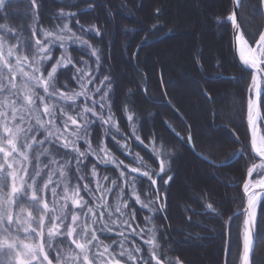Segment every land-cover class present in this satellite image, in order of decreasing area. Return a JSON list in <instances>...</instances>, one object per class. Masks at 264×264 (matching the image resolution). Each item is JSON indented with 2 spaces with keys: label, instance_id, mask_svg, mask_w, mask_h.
Masks as SVG:
<instances>
[{
  "label": "trees",
  "instance_id": "trees-1",
  "mask_svg": "<svg viewBox=\"0 0 264 264\" xmlns=\"http://www.w3.org/2000/svg\"><path fill=\"white\" fill-rule=\"evenodd\" d=\"M185 2L189 3V14L183 10L180 21L178 16ZM232 11V0H135V6L132 0H35V6L31 0H11L0 13V25H7L6 29H0V40L5 43V56L10 63H15L16 55H27L31 62L37 38L46 41L64 36L67 40L75 34V43L67 41V56L76 68L84 69V91L96 101L107 93L104 108L96 107L95 111L105 120L111 115L116 127L97 120L90 134L77 141L79 151L86 153L78 172L75 171L76 154L59 146L45 144L48 158L42 155L39 160L40 167L49 164L53 180L61 182L57 188L61 195L63 184L68 185L69 195L77 185L85 183L90 188L99 184L101 188L112 189L104 193L102 201L89 200L90 206L105 205L100 209L104 216L93 225L98 242H93L96 247L89 252V258L108 247L104 257L94 260L93 264H107L113 253L121 264H157V260L161 264H225L227 246L226 264H241L245 216L240 213L246 205L243 185L248 180V168L259 158L250 145L248 122L253 72L242 68L235 58L232 21L228 19ZM176 23L193 25L188 33L191 41H173L181 31ZM240 25L246 40L255 45L264 31L263 0H241ZM45 33L52 35L45 36ZM194 40L196 45L191 51ZM8 46L14 47L10 58ZM62 54L63 49L53 51L56 58ZM24 70L29 71L26 66ZM3 75L7 78L6 70ZM71 75L70 71L58 72V91L69 95L81 91L79 79L73 82L69 79ZM192 75L197 82L194 77L190 79ZM89 76L93 83H87ZM15 83L18 86L25 83L19 72ZM96 88H101V93H96ZM195 91L193 95L191 92ZM18 92L21 99L16 101V106L19 108L26 101L22 99V87ZM40 94L45 95L42 91ZM9 100L15 97L8 93L0 95V105ZM45 102L53 105L56 113L51 130L59 129L57 135L63 134L68 141L74 139L70 133L76 126L69 123L68 129H64L66 117L60 109L75 116L81 125L85 119H92L78 116L72 107L73 103L77 108L93 107L83 97L75 101L59 96L49 100L45 95ZM261 109L264 135V91ZM0 110L8 109L0 107ZM39 112L41 119H52L43 114V105L39 106ZM129 116L131 120L127 119ZM25 119L34 122L35 114L26 115ZM80 134L83 135V129ZM5 136L0 125V138ZM101 149H106L117 163L111 160L101 163L104 156ZM41 151L36 149L38 153ZM29 160L32 161L30 153ZM118 163L127 165V169L118 167ZM161 163L168 169L163 180L171 177L166 186L155 175L160 172ZM93 165L96 176L91 174ZM132 168H138L139 172L129 175ZM60 170L65 173L64 177L59 176ZM145 172L156 181L155 185L143 175ZM261 175L255 173L253 178ZM157 188L159 193L155 191ZM83 193L81 187L80 195ZM95 195L101 193L97 191ZM135 195L148 207L135 203ZM158 195H164L165 199L157 201ZM49 201L51 207L50 195ZM21 207L25 217L27 211L35 216L37 209L28 200ZM69 207H74L70 201ZM129 209L134 211V217L129 216ZM126 219L131 227L123 223ZM256 226L260 235L252 264H264V198L257 210ZM19 238L22 242H38V238L23 234ZM71 239L52 241L53 247L60 244L59 251L68 264H73L77 255ZM120 252L124 255H118ZM199 255L203 256L199 259ZM5 259L0 251V262Z\"/></svg>",
  "mask_w": 264,
  "mask_h": 264
},
{
  "label": "snow or ice",
  "instance_id": "snow-or-ice-1",
  "mask_svg": "<svg viewBox=\"0 0 264 264\" xmlns=\"http://www.w3.org/2000/svg\"><path fill=\"white\" fill-rule=\"evenodd\" d=\"M10 2L11 0H0V13H3ZM31 3L35 6V0H31ZM228 19L235 23L236 13L233 12ZM235 27L238 41L246 43L243 39V34L240 32L239 25L236 24ZM6 28L7 25H0V29ZM67 28L68 26L65 25L64 29ZM68 31L70 32V29ZM51 35V33H45V36ZM74 35L68 36L67 40L64 36H56L52 40L46 41H41L37 38L35 40L36 52L32 61L29 62L27 55H16L14 64L10 63L9 59L6 58L5 43L0 40V95L8 93L10 96L15 97V100H9L7 104L0 105V107L8 109L7 111L0 110V125H2V132L6 134L5 137L0 138V154L3 157L0 159V251L6 257L0 264H68L63 253L59 251L60 244L57 243L55 247L52 244L53 240L60 238H72L71 244L77 250V255L73 258V264H76L77 261L79 264H93L94 260H101L104 257V253L108 252V247L106 246L103 252L96 251L93 253L92 259L89 258V252L96 247L93 242H98L97 231L93 225H96L98 220L104 216V212L100 211V209L105 208L103 203H94L90 206L89 200L102 201L104 193L111 192L112 189L101 188L99 184L95 188H90L85 183L82 186L77 185L72 194L69 195L68 185L63 184V195H61L57 192V188L61 187V182L53 180V171L48 170L49 164H45L41 168L39 163L40 156L43 155L45 159L48 158L47 154L49 150L44 145L51 144L53 147L59 146L76 154L75 171L78 172L80 170L79 166L86 158V153L79 151L76 146L77 141L85 139L90 134L92 126L97 120L102 121L103 124L111 123L113 127H116L111 115H109V119L105 120L103 116L98 115L95 111L96 107L104 108V100L107 93L101 96L100 101L91 100L90 94L84 91L86 87L84 69L76 68L71 58L67 56V41L71 40L75 43L76 41L73 39ZM80 43L84 42L80 41ZM257 43L261 45L259 49L260 55L264 56V33L260 35ZM29 44L31 45V41ZM16 47L19 48L20 46ZM58 49H63L64 54L56 58L53 56V51ZM92 54L95 55V50ZM13 55L14 47L8 46L7 57L10 58ZM97 62H99V57H97ZM243 63L257 70L259 74L264 75V61L260 62L261 66L258 68V60L254 53L251 59L244 57ZM25 66L29 71L24 70ZM5 70L7 78L3 75ZM60 70L72 72L73 75L69 79L73 82L79 79L80 92L69 95L66 92L57 90V74ZM18 72L25 79V83L19 86L15 83ZM28 82L31 83L32 87H29ZM93 82V78L89 76L87 83ZM20 87L24 90L22 99L26 101V104L18 108L16 101L21 99L18 92ZM252 87H258L255 77L253 78ZM50 88L52 89L51 92H49ZM37 89L42 91L49 100L59 96L66 100L75 101L78 97H83L85 103L87 104L90 101L93 107L89 108L85 106L77 108L75 103H73L72 107L76 110L78 116H90L92 119H85L83 125H81L75 116L69 115L63 109H60L59 111L66 117L63 119L64 129L67 130L70 123L76 126V130L70 133L74 138L71 141L64 139L63 134L58 136L59 129H56L55 132L51 130L55 126L56 121V113L53 110L54 106L46 103L45 95H41ZM95 91L99 94L102 90L101 88H96ZM204 95L208 97V93L205 92ZM208 98L211 99V97ZM40 105H43V114L51 116V120L41 119L39 112ZM254 107L255 102L250 99L248 104V120L252 125L250 145L262 159L259 165L252 164L248 168L249 178H251L253 172L264 173V146L257 147V132L255 128L257 121L252 111ZM33 114H35L34 122L30 119H25L26 115L32 116ZM127 119L131 120L132 117L129 116ZM80 129H83V135L80 134ZM261 140L264 141V137H261ZM85 142L87 143V141ZM189 147H192L190 143ZM37 148L42 149V151L36 152ZM101 151L104 152L103 158L100 159L101 163L109 160L112 163H117L110 157L106 149H101ZM29 153L31 154L32 161H35V163L29 160ZM238 155L239 153L234 154L233 158H236ZM226 163L224 162L225 165ZM29 164H31V171H29ZM117 166L125 169L128 167L122 163H118ZM167 171L168 169L161 163L160 172L155 175L163 180ZM138 172V168H132L129 175ZM91 174L92 176L97 175L95 165H93ZM64 175L63 170H60L59 176L64 177ZM123 175L124 173L121 172L120 177L122 178ZM143 175L149 179L152 185H155L156 181L152 180L147 172L143 173ZM80 179H83V177H80ZM103 179L107 180L108 177H104ZM170 180V176L167 180H163L164 185L166 186ZM129 182L131 183V181ZM116 186L119 187L118 184ZM81 187L84 189L83 196L80 195ZM256 187H259L261 192L252 191ZM243 188L247 193V204L240 213L245 216L241 264H252L254 234L257 239H259L260 235L255 232V223L257 209L261 202L262 193H264V178L257 180L255 184H252L251 180H249L244 183ZM97 191L101 193L100 196L95 195ZM155 191L159 193L158 188ZM135 192L136 189L133 187L132 193L135 194ZM49 195L51 197V207ZM84 196H87L89 199L85 200ZM163 199H165L164 195L157 196V201ZM24 200H28L29 203L36 207L35 216L32 211H27L25 217V210L21 207ZM69 201L74 207H69ZM134 202L144 208L148 207L147 204L140 201L138 195H135ZM124 206L127 208L126 203ZM162 207L159 206V208ZM65 209H68V211ZM76 209H79V212ZM117 211H119V207ZM134 215V211L129 209V216L134 217ZM123 223L131 227L127 219ZM132 231L135 232V229H132ZM22 234L26 237H36L38 238V242H22L19 238ZM120 235L123 236L124 233L121 232ZM148 243H154V241H149ZM116 255L115 253L110 254L111 258L107 259V264H121V260L115 258ZM118 255L123 256L124 253L120 252ZM128 255L129 258H132L131 253ZM157 264H161V261L157 260Z\"/></svg>",
  "mask_w": 264,
  "mask_h": 264
},
{
  "label": "water",
  "instance_id": "water-1",
  "mask_svg": "<svg viewBox=\"0 0 264 264\" xmlns=\"http://www.w3.org/2000/svg\"><path fill=\"white\" fill-rule=\"evenodd\" d=\"M240 9H241V0H233V11H232V13L233 12L236 13V21H235V23L232 22L234 54H235V57H236L237 61L240 64V66L242 68H244V69H247L249 71H252L253 74H257L260 77V79H261V83L263 84L264 75L259 74L257 72V70H254V69L250 68L249 66L244 65V63H243L244 56H243L242 50H241V42H239L238 39H237V32H236V27H235L236 24H238L239 25L240 32L243 34V32L241 30V25H240ZM263 33H264V31H263ZM243 38H244V36H243ZM257 42L255 43V45L252 48L253 49L252 55L254 53L255 56L257 57V60H258V68H259L261 66V63L260 62H262L261 59L258 56V52H259V49H260L261 45L258 44ZM249 59H251V58H249ZM262 93H263V87L261 85V91H260V93L258 95V100H257V105H258L259 110L261 109ZM250 132L252 134V126H251V124H250ZM260 191H261V189H260ZM263 198H264V193H262L261 200ZM246 204H247V193H246ZM256 222H257V219H256ZM255 232H257L256 223H255ZM256 242H257V238L255 237V234H254V239H253V248H254V251H253V254H252V261H253V255H254V252H255ZM227 253H228V246H227L226 253H225V264H226V259H227Z\"/></svg>",
  "mask_w": 264,
  "mask_h": 264
},
{
  "label": "bare ground",
  "instance_id": "bare-ground-1",
  "mask_svg": "<svg viewBox=\"0 0 264 264\" xmlns=\"http://www.w3.org/2000/svg\"><path fill=\"white\" fill-rule=\"evenodd\" d=\"M200 12H204V10L200 9ZM176 25H177V29L182 30V31H188V30L191 31L193 29V25L192 24H188V23L184 24V25L180 24V23H176ZM244 41H246V43H241L242 54H243L244 57L251 58L253 49H252L251 45L249 44V42L246 39H244ZM254 77L256 78L258 87L257 88H253L251 86L250 99L255 102V107L252 109V111H253V114L255 115L256 121H257L256 125H255L256 132H257V147H261V146H264V141L261 140V137H264V136L262 134V129H261V125H260L261 124V111L258 108L257 100H258V95H259V93L261 91L262 83H261L260 77L257 74H254ZM252 84H253V82H252ZM256 154L260 158V161L257 164V165H259L262 158L259 156L258 153H256ZM261 178H264V173H263ZM252 191L261 192L259 187H256V188L252 189Z\"/></svg>",
  "mask_w": 264,
  "mask_h": 264
},
{
  "label": "rangeland",
  "instance_id": "rangeland-1",
  "mask_svg": "<svg viewBox=\"0 0 264 264\" xmlns=\"http://www.w3.org/2000/svg\"><path fill=\"white\" fill-rule=\"evenodd\" d=\"M153 1H156V0H153ZM159 1V0H158ZM132 3H133V6H135V0H132ZM232 5H233V0H232ZM189 3H184V5H183V7H181V10H180V14H179V16H178V19L181 21L182 20V17H181V13L183 12V10L185 11V13H186V15L187 14H189ZM179 9H180V7H179ZM190 31L188 30V31H180V35L178 36V38H175L173 41H175V42H178V40H179V42L180 41H191L192 39H190V35H188V33H189ZM213 34V33H212ZM184 36V37H183ZM198 37H199V35H198ZM218 40V39H217ZM221 40V39H220ZM232 40H233V32H232ZM195 41V40H194ZM219 41V40H218ZM191 43V42H190ZM185 44H187L186 42H185ZM188 45V44H187ZM195 45H196V41L194 42V43H192L191 44V51H193V48L195 47ZM184 48V47H183ZM233 49H234V47H233ZM236 58V57H235ZM261 59L262 60H264V56H261ZM194 77V78H193ZM194 79L195 80V82H197V80H196V78H195V76L194 75H192L191 77H190V79ZM168 79L170 80L171 79V77L169 78V76H168ZM172 81H173V79H172ZM189 82V81H188ZM191 83V85H192V88H193V82L191 81L190 82ZM171 91H172V88H171ZM192 91H193V89H192ZM191 93H193V95H195L196 94V91L195 92H191ZM190 97V96H189ZM169 102V101H168ZM193 103V102H192ZM195 104V103H194ZM201 110V113H202V111H203V109H200ZM188 113H189V111H188ZM192 113V112H191ZM192 117H193V115H192ZM194 119H195V117H193ZM262 123H263V121H262ZM206 129V128H205ZM207 130V129H206ZM209 131V130H208ZM210 133V132H209ZM257 173V172H256ZM182 175V173L180 174V176ZM180 178L181 177H179V179H178V181L180 180ZM183 179V178H182ZM260 178H258V179H256V180H251V178L249 179V180H251V183L252 184H255L256 183V181L257 180H259ZM248 180V181H249ZM177 181V182H178ZM203 255H199L197 258H201Z\"/></svg>",
  "mask_w": 264,
  "mask_h": 264
}]
</instances>
